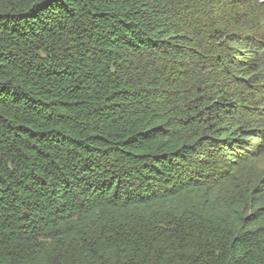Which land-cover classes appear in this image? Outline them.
<instances>
[{
  "label": "trees",
  "instance_id": "trees-1",
  "mask_svg": "<svg viewBox=\"0 0 264 264\" xmlns=\"http://www.w3.org/2000/svg\"><path fill=\"white\" fill-rule=\"evenodd\" d=\"M0 264H264V0H0Z\"/></svg>",
  "mask_w": 264,
  "mask_h": 264
}]
</instances>
